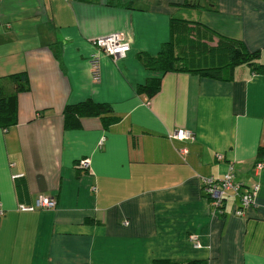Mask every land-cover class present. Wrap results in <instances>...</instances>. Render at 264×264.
Returning a JSON list of instances; mask_svg holds the SVG:
<instances>
[{
  "label": "crops",
  "instance_id": "0c3cea01",
  "mask_svg": "<svg viewBox=\"0 0 264 264\" xmlns=\"http://www.w3.org/2000/svg\"><path fill=\"white\" fill-rule=\"evenodd\" d=\"M171 19L241 41L264 65V0H0V79L26 72L30 83L17 125L0 129V264H264V162L253 170L264 75L243 66L222 82L147 71L139 55L155 57L170 41ZM114 34L130 45L117 62L93 45ZM150 78L161 87L149 99L137 88ZM86 100L110 106L117 121L65 128V106ZM177 129L194 141L170 139ZM82 159L88 171L77 169ZM229 165L236 183L259 186L241 218L231 193L214 214L200 179H222ZM39 196L56 208L18 210Z\"/></svg>",
  "mask_w": 264,
  "mask_h": 264
},
{
  "label": "trees",
  "instance_id": "16d2710c",
  "mask_svg": "<svg viewBox=\"0 0 264 264\" xmlns=\"http://www.w3.org/2000/svg\"><path fill=\"white\" fill-rule=\"evenodd\" d=\"M185 3V7H193ZM171 39L165 43L155 57L144 54L139 60L147 71L160 73H186L222 82L234 79L240 67H248L254 74L264 75V65L259 63L260 51H249L241 41L216 36L197 24L171 19ZM11 87L7 92L5 87ZM161 79L150 78L137 88V93L147 98L154 97L160 90ZM30 91L29 77L20 72L0 79V129L8 130L17 125V98ZM84 118L100 119L107 129L117 119L106 104L86 100L76 105H67L63 110L64 127L77 129ZM264 162V146L257 152V163ZM254 165V166H255ZM155 264H205L202 261L184 263L155 261Z\"/></svg>",
  "mask_w": 264,
  "mask_h": 264
},
{
  "label": "built area",
  "instance_id": "2783aa9c",
  "mask_svg": "<svg viewBox=\"0 0 264 264\" xmlns=\"http://www.w3.org/2000/svg\"><path fill=\"white\" fill-rule=\"evenodd\" d=\"M93 45L105 56H108L117 62L125 58L126 54L130 50V45L124 39L122 34H114L107 37L97 38L93 41ZM91 69L93 76H96L99 71L98 58L93 57L91 59ZM170 139L177 142H193L195 139L194 134L191 131L185 129H177L170 136ZM177 152L183 157L188 151L185 148L178 149ZM218 160H222V156L217 157ZM263 168L262 163H257L253 170L258 173ZM77 169L81 171H88L89 160L82 159L77 164ZM234 167L229 165L227 173L222 179L204 178L200 177L203 192L205 198L208 200L214 214L222 215L224 203L226 199L233 194L238 200V206L235 210L236 217H243L244 211L255 205V198L259 191L258 184L250 186H244L241 183L234 181ZM56 208V200L47 196H39L32 207L20 206L18 208L21 212H33L37 210H53ZM4 212L0 205V217L3 216ZM191 242L195 248H200V244L197 242L196 237H190Z\"/></svg>",
  "mask_w": 264,
  "mask_h": 264
}]
</instances>
